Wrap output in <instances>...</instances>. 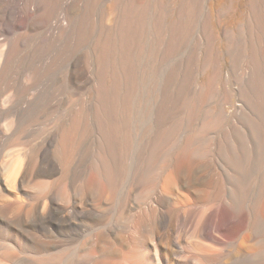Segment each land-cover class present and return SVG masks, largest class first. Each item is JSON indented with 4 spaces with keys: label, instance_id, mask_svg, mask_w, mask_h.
Segmentation results:
<instances>
[{
    "label": "bare ground",
    "instance_id": "6f19581e",
    "mask_svg": "<svg viewBox=\"0 0 264 264\" xmlns=\"http://www.w3.org/2000/svg\"><path fill=\"white\" fill-rule=\"evenodd\" d=\"M78 1L0 0L1 16L10 19L9 25L2 23L0 26V89L8 82L18 63L25 60L26 56L22 53L31 40L36 39L37 45H45L48 42L56 45L65 40L68 47L72 49L75 47L79 29ZM224 1H227L226 5L236 9L239 19L236 20L239 24L254 22L260 32L264 30V0ZM109 2H111L110 6L103 15L109 16L108 19L115 23L116 34L103 41L100 60L102 72L114 75V81L110 89H103L102 96L100 95L103 99L99 97L104 103L97 101L101 105L98 107L100 108L98 124L105 135L108 155L106 153V156L102 157L104 158L102 165L97 166L92 162L87 166V180H92L96 196L104 192L113 194L120 179V165L117 166L120 162H117L115 167V158H120L127 148L131 147V150L133 147L136 149L133 151L135 152L133 161L131 159L134 171L133 183L143 197L151 198L147 206L149 213L139 215L136 221L134 220L133 233L138 235V238L135 239L134 235H130L127 238L129 246L126 250L124 243L118 240L121 248L116 255L120 264H130V252L135 248L134 254L141 249L137 255L140 258L139 264H264V151L248 155L243 148L245 138L241 139L235 135L213 140L206 138L208 133L214 132L221 124L220 116L206 119L201 118L199 114L202 103L213 95L216 82L215 73L211 69H213V60L216 61L215 58L218 57L214 58L213 35L209 32L210 18L213 15L206 16L208 10H204L205 13L207 12L206 15L201 18L203 14L201 16L199 14L198 17V11L204 8V4H201L202 0H109ZM200 5H202L201 9ZM194 27L198 31V46L205 47L204 51L199 48L202 57L198 58L195 52L193 54L190 52L192 55L189 54L190 56L188 55L180 64L175 61L168 64L170 59L181 54V50L189 40V35L194 33ZM144 38L147 39L146 43L144 41L145 47L142 45ZM138 43L143 48L140 49ZM196 48L194 47L195 50ZM141 55L146 63L143 61L144 65L139 66L136 59ZM25 64L27 65L25 75L14 80L26 88L28 81L36 79V72L40 67L30 60H26ZM207 68H211L210 74L208 73L201 81L200 91L193 93L190 87L196 83L193 80L194 75ZM41 76H38L39 79ZM80 79L76 65L72 62L61 82L67 90L66 100L64 99L67 102H65V110L61 107L63 102L61 105L59 101V103L54 102L58 96L56 92L52 95L54 98L46 96L50 100H47L43 109L37 113H46L49 110L54 112L59 123L55 145L64 158L74 151L82 133H87L88 136L94 132L96 112L92 97L88 96L86 99L85 109L84 106L82 108L83 115L79 113L77 95ZM84 79L83 81L86 82L83 83L86 84L87 79ZM119 84L124 86L126 94L121 95L122 100L115 101L116 92L113 93V90L116 91ZM138 89H141L139 101L132 98L133 93ZM131 98L134 102L130 101ZM9 103L10 101L3 97L0 91V114L8 110ZM29 104V102L25 103L21 109L14 112L13 120L0 127V141L7 135V131L15 130L16 125L20 124L22 116L24 117L29 111ZM137 116L143 117L144 123L139 122ZM21 129L19 127V131ZM20 132L17 133L19 137L14 138L13 142L21 140L19 138L23 136L20 135L23 132L22 130ZM22 145L23 148L18 149L20 151L13 154L3 168V177L0 179V211L1 214L6 213L13 203L23 205V197L28 198L34 203H30L27 214L33 213L34 217L27 223L35 231H41L47 227L44 225L45 219L48 222L51 218L53 195H48L50 204L37 201L43 198V193H46L49 187L35 184L34 194H31L28 186L25 185L26 177L35 172L43 176L53 175L57 173L59 167L53 164L49 171L47 167L42 168L39 163L43 155L42 150L34 154L30 149L32 154L26 150L25 143ZM208 153L219 159L215 158L216 162L220 161L223 164L219 167L221 174L217 177L218 187L214 186L211 180H191L187 177L195 161ZM261 163L263 166L260 165ZM39 165L42 167L39 168ZM65 180V177L61 176L60 183L57 184L62 189L58 195L63 201L67 200ZM225 185L229 188L226 189ZM5 195H9L13 201L4 200ZM80 202L68 210V213L61 208L66 214L64 222L68 226L74 224L71 214L84 218L99 214L100 207ZM182 202L189 206L192 203L193 206L201 208L202 213L196 222L195 234L211 245L218 246V249L202 247L197 249L199 251L197 254L187 255L183 247L172 237L177 226L174 228L169 224L167 212L155 214L157 208L163 210L171 204L181 205ZM118 209L120 215H125L128 211L125 202L121 203ZM62 211L56 210L55 214L61 215ZM212 211L222 212L225 222L230 227L224 230L215 224L211 230H208L207 218ZM237 213L240 216L239 223L235 224L231 219ZM24 226L20 227L24 228ZM212 232L217 233L218 236ZM150 233L155 239L153 248H150L148 243ZM106 241L108 248L111 241ZM99 250L97 245H92L86 250V256L93 257L90 264H100V259L103 258L105 264H114L111 257H102Z\"/></svg>",
    "mask_w": 264,
    "mask_h": 264
},
{
    "label": "rangeland",
    "instance_id": "374dc122",
    "mask_svg": "<svg viewBox=\"0 0 264 264\" xmlns=\"http://www.w3.org/2000/svg\"><path fill=\"white\" fill-rule=\"evenodd\" d=\"M202 1L203 3L201 2V4H204V8L201 9L202 5H200L201 11H198V17H200L201 14H203L201 18L206 15L207 12L205 13L204 10H208L206 16L211 17L213 15L210 18L211 27L209 32L213 35L214 58L216 56L218 58H215L216 61L213 60L214 70L207 68L194 75L193 80L196 83L191 85L190 88L193 93H198L201 88V81H203L208 73L210 74L211 70L215 73L216 82L214 93L202 103L199 114L201 118L205 117L206 119L220 116L219 121L221 122L214 132L206 135V138L213 140L222 137H232L233 135L239 136L241 139L245 138L243 148L248 155L257 152L261 153L264 151V30L260 32L258 25L254 22H250L249 24L243 23L244 25L242 23L239 24L236 9L226 5L227 1L221 0L225 4L220 0ZM219 2L222 4L220 3V5ZM110 3L109 0H79L77 4V10H79V29L75 47L73 49L72 47H68L65 44V40L56 45L50 42L45 45H37L36 39L31 40L22 53V55L26 56L25 60L18 63L11 73L8 82L0 89L3 93V97L10 101L7 106L8 110L0 114V127L13 120L15 111L21 109L25 103H30L29 111L24 117L22 116L23 119L20 124L16 125L14 128L15 130L7 131V135L0 141V179L3 177V168L5 164L10 161L13 154L23 148V143H25V147L27 146L29 148L27 149L26 147V150L30 152L31 149L34 154L42 150L44 156L42 155L39 163L43 167L39 165V168L40 166L45 169L47 167L49 171L50 166L53 164L59 167L56 174H50L52 176H48V174L43 176L35 172L26 177L27 182L25 185L28 186L31 194H34L33 186L35 184H44L49 187V189L45 191L46 193H43V198L37 201H45L50 204L48 195H53L52 202L54 203V209L52 208L51 218H49L48 222L45 219L44 225L47 226L45 230L35 231L27 223L28 221L31 222L34 217L33 213L27 214V211L30 209V203H34L28 198L23 197V205L13 203L6 213L1 214L0 211V264H90L91 258L93 257L86 256V250L92 245L98 246L100 249L99 253L102 257L109 256L114 264L116 262V264H120L119 258H117L116 255V252L121 248L118 240H121L122 244L124 243V249L126 250L129 246V240L127 238L130 235H134V220L137 219L139 215H146L149 213L147 206L149 202H151V198L143 197L140 194V190L136 189L133 183L134 171L132 169L133 163H131V159L133 161L135 155L133 151L136 150L135 148V150L133 147L131 150V147L127 148L120 155V158H115L114 166L117 167L120 165L119 178L122 179H119L118 186L113 194L110 195L109 192H104L96 196L93 191L92 180H87V166L92 162H94L92 164L97 166L99 164L102 165V160L104 159L102 157L108 155L105 135L103 134V129L101 130L98 124L100 114V108L98 107L100 102L104 103V100L101 101L99 99V97L103 99L101 97L103 89H110V87H112L111 83L114 81V75L111 73L104 74L102 72L100 60L103 41L109 36L112 38L113 35L116 34L115 23L108 19L109 16L103 15L105 14L104 12L108 10ZM212 5L213 7H211ZM2 23L9 25L10 19H4L0 12V26ZM195 28L196 27H194V29ZM194 29V33L191 32L193 35L191 34L189 35L190 37H188L189 40H187L186 46L184 47L185 49L183 48L181 50L182 52L180 51L181 54H178L179 57L175 56L172 60L170 59V63L168 64L174 63V61L180 64L189 54L192 55L193 52H195L198 58L202 57L203 54H201L202 52L200 51L201 49L204 51L205 47L200 45L201 49H199L200 47L198 46L197 39L198 31L197 28L196 30ZM142 41V45L145 47L146 44H144V41L146 43L147 39L144 38ZM138 44L140 47V43ZM251 45L253 47H251ZM193 46L195 48L198 46V49L196 48L195 50ZM141 48L143 47L141 46L140 49ZM160 48L161 46L159 49ZM197 52L199 53L197 54ZM259 54L261 56H259ZM137 57L139 59H136V62L139 66L146 63L142 55L141 57ZM26 60H30L34 65L40 68L36 72V79L34 81H28L25 88L24 86H20L14 78L25 75L27 70V65L25 64ZM143 61L145 62L143 63ZM256 61H258V63ZM72 62L76 65L79 79L81 76L77 95L79 113L83 115L86 99L90 96L92 97V102L94 101L93 107H95L96 121L92 135L90 134L91 136H87V133H82L80 135L81 137L79 136L80 138L76 144L77 146L73 149L74 151H72L70 156L64 158L59 154L55 145L59 123L54 112L49 110L46 113H37L43 109L45 103L48 102L47 100H50L48 97H53L52 95L56 94V92V95L60 96H57V98L55 95L56 100H54V102H60V105L63 102L64 105L62 104L61 107L62 110H65V104L67 103L65 101L67 97L65 93L67 94V90L64 85H61V82ZM39 75H42L40 79L38 77ZM84 78L87 79L86 84L83 83L86 82ZM83 79L85 81H83ZM45 82L47 84H45ZM123 91L124 86H121V84L118 85L116 91L113 90V93L116 92L114 93L115 101L122 100L123 96L126 94V92L124 91L123 93ZM139 91H141V89H138V91L135 90V93H133L132 98L134 100L136 99L139 101L141 98V92ZM122 94L123 96H121ZM53 98L51 99L52 103ZM132 98L130 101L134 102ZM83 106L84 109H82ZM137 120L144 123L142 122L143 117L141 116H137ZM19 127L22 128L21 130L23 133L20 135L23 136L19 138V140L21 139L19 142H13L14 138L19 137H17V133H21ZM54 136L56 137L54 138ZM252 140L253 142H251ZM50 142H53L52 145ZM215 158L219 160L213 154L208 153L196 160L187 176L188 179H200L202 181L211 180L212 184L218 187L219 180L217 177L221 174L219 167L223 164H221L220 161L216 162ZM117 162L120 163L118 164ZM116 163L117 166L115 165ZM260 165L263 166L264 164L262 165L261 163ZM61 176H64L66 179L65 191L67 200L64 201L61 200L60 195H58L60 194L59 192H62V189L57 185L60 183ZM225 186L226 189L229 188L228 185ZM4 200L11 201L12 199L9 195H5ZM80 201L100 207V209H98L99 214L93 215V217L87 216L85 218L71 214L70 216L74 220V224L68 226L64 222L66 218L65 213H68V210L72 209L73 206L80 204ZM123 202H125L128 211L125 215H120L118 208ZM11 208H13L12 212L10 211ZM55 208L60 211H62V208L63 211H65V213L62 211L64 215L55 214ZM163 211H166L169 216V224L174 228L177 226L178 229L176 228V232L172 237L183 247L187 255L192 253L197 254L199 252L197 249L202 247L213 250L219 248L218 246L211 245L207 241L200 239L195 234V225L202 213L200 207L193 206L192 203L191 206L185 202H182L181 205H176L174 203L171 204V206L165 207L163 210H158L157 208L155 214L159 215ZM3 216L5 220L8 219L9 225L7 221L4 220ZM223 216L224 214L222 212H210L207 218L208 230H211L215 224L218 225L220 229L225 230L226 227L229 228L230 225L225 222ZM239 217L237 213L231 220L233 223L238 224ZM22 225L27 226L21 228L20 226ZM213 234L218 236L215 232ZM134 236L135 239L138 238V235ZM106 240L111 241L110 247L108 248H106ZM154 240L152 233H150L148 235L150 248H153ZM131 252L129 258L130 264H139L140 258H138L137 255L141 252V249H138L136 254H134L136 248ZM100 260V264H105V258Z\"/></svg>",
    "mask_w": 264,
    "mask_h": 264
}]
</instances>
